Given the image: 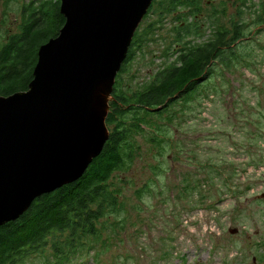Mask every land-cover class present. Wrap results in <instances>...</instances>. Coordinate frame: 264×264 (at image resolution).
I'll return each mask as SVG.
<instances>
[{
    "label": "rangeland",
    "instance_id": "rangeland-1",
    "mask_svg": "<svg viewBox=\"0 0 264 264\" xmlns=\"http://www.w3.org/2000/svg\"><path fill=\"white\" fill-rule=\"evenodd\" d=\"M40 1L0 0V45ZM200 5L201 13L182 25L190 28L179 29L173 17L158 27L124 65L118 89H144L173 61L168 49L178 33L204 42L218 30L233 35L239 28L241 40L196 96L147 118L134 139L133 163L111 180L118 196L112 211L91 230L69 235L56 252L60 236L13 264H58L59 251L68 257L63 264H264V20L255 15L263 16L264 0ZM198 26L201 39L187 36Z\"/></svg>",
    "mask_w": 264,
    "mask_h": 264
},
{
    "label": "water",
    "instance_id": "water-1",
    "mask_svg": "<svg viewBox=\"0 0 264 264\" xmlns=\"http://www.w3.org/2000/svg\"><path fill=\"white\" fill-rule=\"evenodd\" d=\"M152 1L59 0L64 25L39 47L28 90L0 97V227L101 154L107 99Z\"/></svg>",
    "mask_w": 264,
    "mask_h": 264
},
{
    "label": "trees",
    "instance_id": "trees-1",
    "mask_svg": "<svg viewBox=\"0 0 264 264\" xmlns=\"http://www.w3.org/2000/svg\"><path fill=\"white\" fill-rule=\"evenodd\" d=\"M200 3L201 0L152 1L116 75L105 119L109 137L101 154L79 180L38 197L17 220L0 227V264H13L29 254H39L47 245V238L60 236L57 244L52 245L56 252L59 245L68 244L69 235L91 230L107 211L115 208L118 196L111 188V180L133 163L137 148L134 139L149 126L147 118L166 112L178 101L196 96L213 66L223 60L226 50L241 40L239 28L234 29L238 34L233 35L218 30L204 42L184 41L178 33L174 42L178 45L170 44L168 49L171 51L168 54L174 56L173 61L157 70L144 89L131 94L118 89L119 74L133 53L154 40L158 27L168 17L178 21L179 29L190 28L182 25L188 17L193 19L201 13ZM59 5V0L40 1L30 9L29 18L19 31L0 45V97L28 90L39 47L55 38L64 25ZM255 15L264 20V10L262 17L258 16V11ZM152 17L156 18L147 22ZM196 29L186 32L187 36L199 34L196 39H201L203 32L199 26ZM63 255L64 251L56 255L60 259L58 264L68 261Z\"/></svg>",
    "mask_w": 264,
    "mask_h": 264
}]
</instances>
